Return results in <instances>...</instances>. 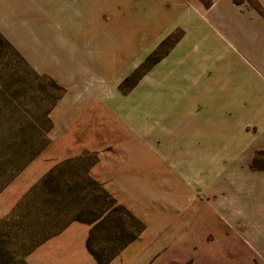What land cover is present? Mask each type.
<instances>
[{
    "label": "rangeland",
    "instance_id": "obj_1",
    "mask_svg": "<svg viewBox=\"0 0 264 264\" xmlns=\"http://www.w3.org/2000/svg\"><path fill=\"white\" fill-rule=\"evenodd\" d=\"M50 1L12 0V36L18 29L30 30L27 23L36 22L40 31L41 24L66 20L55 11V4L53 13H47L45 6ZM228 1L236 8L229 7ZM193 2L212 8L202 14L207 25L204 35L209 33L218 39L231 60L216 57L215 42L205 40L208 35L202 38L201 31L178 22L122 78L118 90L122 96H129L130 103L144 95L145 106L155 109L154 122L166 136L167 131L176 128L181 136L177 157L161 154L163 160H171L170 165L179 168L192 165L194 169L186 178L177 177L183 178L191 191L193 205L191 214L189 211L191 220L180 225L177 222L174 229V244L169 251H182L174 263L264 264V110L260 107L262 102L258 103L260 109H250L248 98L240 95V99L238 92L242 72L248 79L264 81V58L256 53L259 46H264V8L258 0ZM218 11H226L225 20L218 19ZM147 29L150 34L143 38L141 46L148 44L157 30L156 25ZM95 32L108 30L97 28ZM134 45L136 55L127 52L118 56L117 68L127 57L141 56L137 43ZM63 51L69 53L71 47ZM182 53L188 56H181ZM65 92L64 86L26 61L13 39L11 44L0 33V191L50 144V113ZM260 96L264 98L263 94ZM148 111L145 133L153 140L158 133L149 120L152 111ZM169 147L158 138L145 145L146 150L167 152ZM95 157L87 152L60 163L46 175L45 184L40 182L37 188L42 191L34 196V207L49 212L44 223H91L114 206L111 195L88 174ZM161 176L164 183L163 178L168 175L162 170ZM41 199L49 207L37 204ZM125 211L121 207L112 209L108 221L92 236V249L101 260L107 261L116 254L118 238L130 243L141 228V223ZM207 211L209 219H200ZM44 227L32 226L27 216L16 214L2 221L0 264H27L24 257L40 237L35 232Z\"/></svg>",
    "mask_w": 264,
    "mask_h": 264
},
{
    "label": "crops",
    "instance_id": "obj_2",
    "mask_svg": "<svg viewBox=\"0 0 264 264\" xmlns=\"http://www.w3.org/2000/svg\"><path fill=\"white\" fill-rule=\"evenodd\" d=\"M258 2L264 8V0ZM46 4L47 13H53L55 4V11L66 20L53 25L41 24L40 31L36 22L27 23L30 30L18 29L12 36V0H0V33L11 44L12 39L16 42L36 71L66 88L50 113L53 124L50 144L0 191V223L16 214L27 216L32 226L46 225L35 232L40 237L24 257L27 264H99L89 250V241L99 226L108 221L109 212L122 207L141 223V228L130 243L117 239L118 249L110 264H176L175 257L182 251L174 254L169 251L174 244V229L177 222L180 225L191 220L193 205L191 191L183 178L177 177L186 178L194 169L192 165L179 168L170 165L171 160H163L161 154L177 157L181 136L177 135L176 128L167 131L166 136L154 122L155 109L145 106L144 95L136 103H130L129 96H122L118 86L145 53L174 30L178 22L201 31L202 38L208 35L211 39L205 40L215 42L216 57L230 61L232 57L226 56L219 40L209 33L204 35L207 25L202 14H208L212 8L194 5L193 0H51ZM229 7L236 8L230 2ZM225 12L218 11L219 20L224 19ZM149 25H156L157 30L148 44L141 46L143 38L150 34ZM97 28L108 32L96 33ZM136 43L141 56L127 57L121 68H117L118 56L127 52L136 55ZM70 47L71 52L63 51ZM256 51L264 58V46ZM238 92L240 99L241 96L248 98L250 109L264 110V98L260 96L264 97L263 80L248 79L242 72ZM148 110L152 111L149 120L158 133L153 140L145 133ZM156 138L171 146L168 152L145 149L146 141L155 142ZM87 152L96 156L88 169L89 176L111 195L115 205L91 223L81 220L44 223L43 218L49 212L42 213L34 207V196L42 191L37 186L58 164L78 159ZM162 170L168 175L164 176V183ZM37 204L49 207L42 199ZM206 215L208 211L199 218L207 221Z\"/></svg>",
    "mask_w": 264,
    "mask_h": 264
},
{
    "label": "trees",
    "instance_id": "obj_3",
    "mask_svg": "<svg viewBox=\"0 0 264 264\" xmlns=\"http://www.w3.org/2000/svg\"><path fill=\"white\" fill-rule=\"evenodd\" d=\"M49 175V174H48ZM47 175V176H48ZM47 176H45L44 178H43V180L41 181L42 182V184H45V182H46V178H47ZM106 192V191H105ZM107 193V192H106ZM108 194V193H107ZM115 202V201H114ZM116 203V202H115ZM115 205V204H114ZM121 209H123L124 211H125V209L124 208H122L121 207ZM135 222H138L137 220H136V218L132 215V214H130L128 211H125ZM133 216V217H132ZM136 237L135 236H132V238H130V241L129 242H131V241H133L134 239H135ZM88 247H89V250H90V252L96 257V259H97V261H98V263L99 264H110V262L112 261V259L114 258V256L116 255V254H114V256L112 257V258H110L109 260H107V261H104V260H101L100 258H99V256H96L95 255V253H94V251H93V249H92V246H91V239H90V241H89V244H88Z\"/></svg>",
    "mask_w": 264,
    "mask_h": 264
}]
</instances>
